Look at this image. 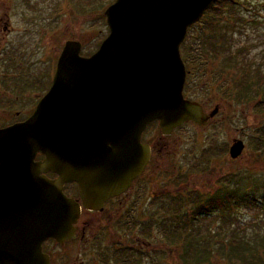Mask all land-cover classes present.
I'll list each match as a JSON object with an SVG mask.
<instances>
[{
    "label": "water",
    "instance_id": "obj_1",
    "mask_svg": "<svg viewBox=\"0 0 264 264\" xmlns=\"http://www.w3.org/2000/svg\"><path fill=\"white\" fill-rule=\"evenodd\" d=\"M214 1L116 0L96 53L84 58L81 44L65 43L33 114L0 130V264H44L42 241L68 238L79 208L63 194L65 184L79 186L87 207L124 191L149 160L140 143L149 123L167 136L217 114L184 98L179 50ZM243 150L235 140L229 156ZM37 155L44 158L35 163Z\"/></svg>",
    "mask_w": 264,
    "mask_h": 264
},
{
    "label": "rangeland",
    "instance_id": "obj_2",
    "mask_svg": "<svg viewBox=\"0 0 264 264\" xmlns=\"http://www.w3.org/2000/svg\"><path fill=\"white\" fill-rule=\"evenodd\" d=\"M115 1L0 0V34L7 21L10 32L5 40L11 58V80L7 93L0 91V101L10 104V121L16 115L17 105L22 110L19 118L32 114L51 85L57 59L67 41L79 42L83 55L97 51L108 34L104 12ZM238 1L240 4L230 2L236 8H231L219 20V26L230 22L232 29L218 32H224L225 37L216 40L214 47L205 43L212 64L210 69L202 67V78L200 75L195 82L189 80L185 88L187 98L199 102L208 114L217 107L218 115L203 126L186 123L165 137V194L178 196L177 192L186 187L191 189L189 192L213 196L237 187L241 194L257 196L259 203L264 202V100L254 96L246 101L238 95H253L255 90L251 89L256 75L259 71L264 75V0ZM237 16L246 23L236 24ZM205 19L195 23L199 24L196 29L203 28ZM205 77L209 78L208 83L203 81ZM5 117L7 112L0 109V123ZM150 127L151 135H160L156 126ZM235 140L242 141L245 147L240 157L231 159L229 148ZM182 177H185L183 181ZM151 180L152 185L162 186L161 173ZM182 199L187 202L188 196ZM189 207L174 204L166 208L165 229L176 230L185 224ZM237 217L251 219L245 209H240ZM259 218H264V212ZM218 223L215 221L213 225L215 231ZM184 234L185 238L191 237ZM212 236L215 237L213 233ZM167 239L165 249L170 250V255L175 248L188 245L186 241L175 243ZM212 255L218 256L216 250ZM177 257L170 256L169 263L182 264ZM192 260L198 264H214L211 260ZM239 262L223 264H246Z\"/></svg>",
    "mask_w": 264,
    "mask_h": 264
},
{
    "label": "flooded vegetation",
    "instance_id": "obj_3",
    "mask_svg": "<svg viewBox=\"0 0 264 264\" xmlns=\"http://www.w3.org/2000/svg\"><path fill=\"white\" fill-rule=\"evenodd\" d=\"M4 24L2 36L0 34L2 37L0 38V91L7 93L6 88L11 80L9 78L11 58L5 36L10 29L7 21ZM9 105L0 101L1 111L7 112V117L0 123V130L27 119L19 118L22 110L18 109L20 105H17L16 115L10 121ZM14 106L13 104L12 107ZM151 125L158 128L160 135H151L153 132L149 131ZM151 125L140 138V142L148 149L149 161L142 173L132 179L124 191L100 203L90 202L87 207L80 198V188L76 183H67L63 186V194L78 206V215L68 229L67 239L57 240V237L52 236L42 241L41 263L170 264L169 257L178 255L177 259L182 264H198L192 260L194 258L184 259L186 254L184 248H175L171 255L170 250L165 249L168 245L165 241H169L167 238L175 243L186 241L184 233L165 232L167 214L165 210L174 204L189 205L182 197H186L185 192L191 189L182 187L184 189L177 192L180 198L169 192L165 194V137L167 136L162 135L158 123ZM42 160L43 156L37 155L34 162L38 163ZM159 173L162 175V186L152 185L151 179ZM45 177L51 181L57 179V175L50 172L46 173ZM184 178L180 180L183 181ZM3 181H12V178ZM165 196L168 199L166 201Z\"/></svg>",
    "mask_w": 264,
    "mask_h": 264
},
{
    "label": "trees",
    "instance_id": "obj_4",
    "mask_svg": "<svg viewBox=\"0 0 264 264\" xmlns=\"http://www.w3.org/2000/svg\"><path fill=\"white\" fill-rule=\"evenodd\" d=\"M230 2L240 4L238 0H216L203 16V19L206 18L205 23L203 22V28L196 29L199 24L189 28L187 36L180 46L183 63L190 72L187 77L186 89L189 86V80L195 82L201 75L202 67L210 69L212 65L207 56L205 43H210L212 44L211 47H214L216 40L225 37L224 32L221 34L218 32L222 29H232L233 26L230 22L219 26L220 18L226 15L231 8H236L232 4L229 5ZM239 8L241 9V7ZM237 17L235 18L236 24L243 25L246 23ZM204 32L207 33V36ZM246 66L249 65L246 64ZM260 73L259 71V75H256L251 89L255 90L253 95L238 94L244 100L248 101L254 96L256 99L261 97L264 100V75H260ZM202 76L203 74L199 78ZM203 81L208 83L209 78L205 77ZM257 149L255 148V150ZM185 195L188 196L189 201L187 202L190 207L187 209L190 211L185 215L184 221L189 227L183 224L176 230L174 228L165 229L169 233H187L191 236L185 238L186 242L190 243L184 247L186 250L185 260H190L188 259L190 257L196 261L211 260L210 262L214 264H223L235 260L246 264H264V218H259V214L264 212V202L259 203L257 196L241 194L237 187L231 191L226 189L224 193L213 196L189 193L188 191L185 192ZM240 209H245L251 219L242 220L241 217H237V212ZM215 221L219 222L216 225V231L213 229ZM212 233L215 237L212 236ZM220 235L223 237H219ZM254 240H258L256 245L252 243ZM215 250L218 256L212 255Z\"/></svg>",
    "mask_w": 264,
    "mask_h": 264
}]
</instances>
